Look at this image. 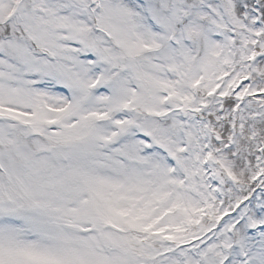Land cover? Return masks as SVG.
I'll use <instances>...</instances> for the list:
<instances>
[{
    "label": "snow or ice",
    "instance_id": "snow-or-ice-1",
    "mask_svg": "<svg viewBox=\"0 0 264 264\" xmlns=\"http://www.w3.org/2000/svg\"><path fill=\"white\" fill-rule=\"evenodd\" d=\"M0 264H264V0H0Z\"/></svg>",
    "mask_w": 264,
    "mask_h": 264
}]
</instances>
